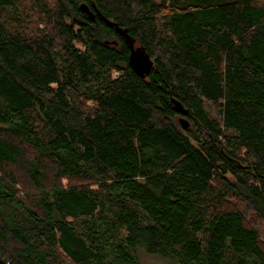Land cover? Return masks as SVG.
Returning <instances> with one entry per match:
<instances>
[{
  "label": "trees",
  "instance_id": "obj_1",
  "mask_svg": "<svg viewBox=\"0 0 264 264\" xmlns=\"http://www.w3.org/2000/svg\"><path fill=\"white\" fill-rule=\"evenodd\" d=\"M140 250L264 264V0H0V256Z\"/></svg>",
  "mask_w": 264,
  "mask_h": 264
},
{
  "label": "water",
  "instance_id": "obj_2",
  "mask_svg": "<svg viewBox=\"0 0 264 264\" xmlns=\"http://www.w3.org/2000/svg\"><path fill=\"white\" fill-rule=\"evenodd\" d=\"M82 7L85 11L93 15L87 4L83 3ZM107 21L109 22V24L115 26L117 32L120 33L124 37L125 41L129 44L130 54L128 62L131 68L143 77L148 75L154 65V58L146 50L145 46H143L142 44L137 45L138 40L131 36L128 33V30L126 28L121 27L117 22L111 21L109 19H107ZM106 42L114 44L118 43L116 40H106ZM174 102L178 106V108H183V105L181 103L177 101ZM184 111L187 113V110ZM180 121L184 126H189L190 124L189 121L184 117H181ZM0 264L10 263L0 256Z\"/></svg>",
  "mask_w": 264,
  "mask_h": 264
},
{
  "label": "rangeland",
  "instance_id": "obj_3",
  "mask_svg": "<svg viewBox=\"0 0 264 264\" xmlns=\"http://www.w3.org/2000/svg\"><path fill=\"white\" fill-rule=\"evenodd\" d=\"M115 74H118V73L115 72ZM213 114H215V113H213ZM137 264H172V263L165 260V259L159 258L157 256L148 254L144 250H140L139 261Z\"/></svg>",
  "mask_w": 264,
  "mask_h": 264
}]
</instances>
